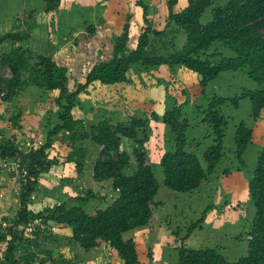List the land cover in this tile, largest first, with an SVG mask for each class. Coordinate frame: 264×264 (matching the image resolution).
<instances>
[{
    "label": "rangeland",
    "instance_id": "obj_1",
    "mask_svg": "<svg viewBox=\"0 0 264 264\" xmlns=\"http://www.w3.org/2000/svg\"><path fill=\"white\" fill-rule=\"evenodd\" d=\"M168 1L61 0L55 12L45 13L44 4L40 0H0V36L12 31H28L29 26V38L20 44L34 55L52 56L57 65L67 68L71 85L73 80L83 82L96 62L111 56L113 45L123 34L125 24L129 27L128 50L134 49L139 34L147 26L160 33L158 36L154 33L148 35L151 43L148 49L151 53L168 55L181 49L186 37L167 22ZM225 1L215 0L216 4L221 5ZM187 3L188 0H177L172 7L173 12L182 11ZM143 6L146 8L147 24L143 19ZM209 20L208 10L200 21L207 23ZM8 48V41L0 43V54ZM223 56L231 57L233 54L216 42L203 58L216 62ZM0 76L10 77L9 69H0ZM256 88L257 85L247 77L245 70L223 72L207 87L202 88L200 76L186 69L166 66L145 69L134 65L126 83L118 86L92 84L78 97L79 105L72 113L75 118L85 120L87 126L103 120L113 124L128 123L133 118L148 120L147 127L140 130V135L144 134L148 138L143 150L145 164L152 167L159 185L154 199L156 205L145 228H138L124 235L125 239L134 240L142 264H169L174 260L175 249L180 244L195 250L216 249L230 262L246 255L248 233L255 214L249 197L248 182L259 154L264 153V109L253 120L250 101L242 96ZM56 95V92L47 93L28 87L11 104L0 103L2 134L16 136L20 141L39 140L43 144L44 139L38 138L39 135L43 136L47 128L57 122ZM215 97L240 98L237 108L229 102L219 108L227 122L222 158L214 172L206 176L197 190L190 193L172 192L163 185L159 160L162 154L172 149L173 138L169 127L162 123L161 118L166 111L180 109L182 119L188 123L186 150L195 154L203 169H206L202 156L212 145L214 136L211 128L204 122L203 114ZM18 111L22 112V120H17L19 128L12 122ZM154 115L157 120L153 119ZM240 123L252 130L251 144L241 156L243 165L235 156L234 146V134ZM54 140L50 156L57 160L59 167L55 170L58 172L51 170L48 173L57 184L39 179V184H42L40 189H48L49 194L42 192L40 199L36 195L31 205L40 200L39 204L47 202L46 205L54 206L87 192L92 196L85 206L89 213L112 203L116 192L112 190L111 182L99 183L92 179L93 162L100 149H94L88 142L91 144L88 149L89 157L78 175L74 165H67L65 162L70 151L66 146L69 135L62 132ZM127 146L130 153L134 145ZM134 161L131 159L127 173L133 170ZM5 173L0 170V200H10L12 205L4 212L0 206V215L13 207L19 194L16 189L18 186L13 183L9 194L5 192L10 183V177ZM203 214V223L187 233L190 224ZM50 226L53 241L46 242L44 250L51 251L53 258L61 255L68 264H121L106 245L85 253L81 248L69 244V229L54 224Z\"/></svg>",
    "mask_w": 264,
    "mask_h": 264
},
{
    "label": "trees",
    "instance_id": "obj_2",
    "mask_svg": "<svg viewBox=\"0 0 264 264\" xmlns=\"http://www.w3.org/2000/svg\"><path fill=\"white\" fill-rule=\"evenodd\" d=\"M45 13L55 12L61 0H40ZM177 0H169L168 23L185 34L181 49L168 55L150 52L148 35H160L150 26L143 30L134 49L128 50L129 27H123V34L115 41L111 56L96 62L84 77L83 82L73 80L67 68L57 65L52 56L34 55L20 44L29 38L28 31L8 32L0 36V43L9 42L7 51L0 54V69L8 68L10 77L0 76V103L11 104L28 87L56 92L57 122L48 127L42 145L27 154L19 153L20 140L8 137L0 130V160H15L21 157L22 165L28 171V179L20 187L13 207L1 214L5 226H0V249L7 264H68L63 256L53 258L52 252L44 250V244L53 241L51 224L70 231L69 244L88 253L102 244L115 254L121 264H142L139 261L136 244L124 235L138 228H145L154 213L155 196L159 185L152 167L145 164L144 144L148 138L140 130L145 129L148 120L130 119L128 123H111L103 120L97 124L85 123L75 118L73 110L79 104L78 97L92 84L118 86L126 83L132 66L145 69L157 66L183 68L200 76L202 88L214 81L223 72L245 70L247 77L257 88L247 91L251 105V118L256 120L264 109V0H226L222 5L215 0H188L186 7L174 13L172 7ZM144 7L143 19L146 20ZM210 11V20L201 23L203 15ZM221 43L230 50L231 57L223 56L212 62L203 58L214 43ZM213 98L204 112V122L214 136L212 145L203 153L206 169L198 157L186 150L188 123L182 119L180 109L166 111L161 120L172 134V149L162 154L159 165L163 172V185L176 193H190L197 190L207 175L212 174L222 158L223 139L227 122L220 114V107L227 102L235 108L238 100ZM21 111L15 114L13 125L18 127ZM157 120V116H153ZM65 132L69 135L66 146L70 149L65 161L74 165L76 174H81L92 146L99 150L92 168V179L96 182L110 181L116 198L103 209L87 212L86 204L90 192L73 200L54 206H45L40 211L30 208L31 196L40 191L39 179L53 168L59 167L57 160L50 156L55 137ZM32 140V139H30ZM252 130L240 123L234 134L235 156L243 165L241 156L251 144ZM90 142L91 144H89ZM127 144L134 148L128 152ZM122 145V151L119 146ZM131 159L134 168L130 173ZM0 170L5 173L1 168ZM7 174V173H5ZM5 192L9 194L12 181L9 179ZM248 191L255 214L248 233L247 253L234 262L228 261L216 249H189L178 245L174 260L169 264H264V153L259 154L253 175L248 182ZM204 221V214L187 228L191 233Z\"/></svg>",
    "mask_w": 264,
    "mask_h": 264
},
{
    "label": "built area",
    "instance_id": "obj_3",
    "mask_svg": "<svg viewBox=\"0 0 264 264\" xmlns=\"http://www.w3.org/2000/svg\"><path fill=\"white\" fill-rule=\"evenodd\" d=\"M37 145H40L37 140L25 139L24 141L20 142V145L18 146V151L19 153H22V155L23 154L25 155L28 152L34 150ZM101 148L102 147H100V149ZM119 151H122V145L119 146ZM0 166L9 175L12 183L18 186V188L16 187V189L19 191L20 187L23 184H25L26 180L28 179V171L22 165L21 157L18 156L15 160H11V161L0 160ZM0 197H2V195H0ZM34 198L35 196L32 195L31 200H34ZM0 226L2 227L5 226V223L3 222L1 217H0ZM0 264H7L1 249H0ZM45 264H50V262L48 261Z\"/></svg>",
    "mask_w": 264,
    "mask_h": 264
},
{
    "label": "crops",
    "instance_id": "obj_4",
    "mask_svg": "<svg viewBox=\"0 0 264 264\" xmlns=\"http://www.w3.org/2000/svg\"><path fill=\"white\" fill-rule=\"evenodd\" d=\"M40 137H38V138H43L44 140H43V143H44V141H45V136L43 135H39ZM37 141H39V140H37ZM40 145H42L40 142H38ZM54 147V146H53ZM66 162V161H65ZM72 163H68L67 165H71ZM73 165V164H72ZM56 170V168H53L52 169V172L53 171H55ZM55 172H58V171H55ZM58 174V173H57ZM56 174V175H57ZM51 177H52V175L50 174V173H45V174H43L42 176H41V181H43V182H45V181H48V182H53L52 184H57L56 182H54L53 181V179H51ZM99 183H101V182H99ZM41 185V187H42V184H40ZM48 187V186H47ZM42 192H44L45 193V195L46 194H49V192H48V189H46V188H44V189H40V191L37 193V194H35V196L37 195V197L40 199L41 197H42V195H41V193ZM66 196H68L69 197V194H67ZM66 199V198H65ZM1 201V200H0ZM4 201V200H3ZM3 201H1L0 202V206H1V209H3L2 211L4 212L6 209H8L9 208V205L11 206L12 205V202L9 200V202H7L6 200L3 202ZM34 201H35V199L34 200H32L31 202L32 203H34ZM37 204H35V205H31L30 206V208L32 209V210H34V211H40V210H42L45 206H49V205H46L47 204V202H46V204L44 203L43 204V202H41V204H39L40 203V200H38L37 202H36ZM42 205V206H41ZM41 207H43V208H41ZM103 246H104V244H102ZM95 250V249H94ZM91 252V251H90Z\"/></svg>",
    "mask_w": 264,
    "mask_h": 264
}]
</instances>
